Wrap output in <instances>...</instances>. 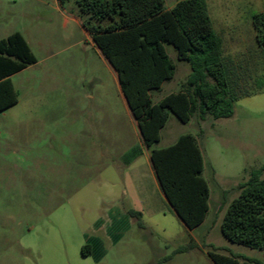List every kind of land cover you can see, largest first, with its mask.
<instances>
[{
    "label": "rangeland",
    "instance_id": "1",
    "mask_svg": "<svg viewBox=\"0 0 264 264\" xmlns=\"http://www.w3.org/2000/svg\"><path fill=\"white\" fill-rule=\"evenodd\" d=\"M177 1L165 0L166 7ZM206 2L232 82L252 90L264 75L252 22L264 13V0ZM71 8L73 1L0 0V40L21 33L37 59L11 77L18 103L0 112V264H213V249L264 264V250L230 242L221 232L239 185L255 170L264 179V92L240 97L230 118L195 115L184 124L170 114L153 146L167 148L186 134L198 140L211 210L193 231L196 248L174 253L191 237L148 174L141 185L150 205L140 194L146 229L129 217L115 230L116 162L138 150V131L116 73L82 25L70 20ZM165 47L175 71L152 92L153 102L180 92L191 73L175 48Z\"/></svg>",
    "mask_w": 264,
    "mask_h": 264
},
{
    "label": "trees",
    "instance_id": "2",
    "mask_svg": "<svg viewBox=\"0 0 264 264\" xmlns=\"http://www.w3.org/2000/svg\"><path fill=\"white\" fill-rule=\"evenodd\" d=\"M73 1L91 39L116 73L128 109L137 121L160 189L173 212L189 230L200 227L210 209V188L203 176L204 160L197 138L182 135L172 146L154 149L169 115L189 123L230 118L242 96L264 92V75L252 90H239L230 77L222 40L217 35L206 0H178L167 9L165 0H60ZM256 43L264 58V13L252 16ZM172 45L191 73L178 93L157 103L152 92L170 80L175 64L165 45ZM24 36L15 32L0 40V112L18 103L11 77L36 64ZM238 87V86H237ZM261 170L239 185L240 194L224 214L221 232L230 242L264 250V179ZM145 229L142 213L129 211ZM198 245L193 238L174 253ZM84 249H91L87 244ZM213 264H258L251 259L209 251Z\"/></svg>",
    "mask_w": 264,
    "mask_h": 264
},
{
    "label": "crops",
    "instance_id": "3",
    "mask_svg": "<svg viewBox=\"0 0 264 264\" xmlns=\"http://www.w3.org/2000/svg\"><path fill=\"white\" fill-rule=\"evenodd\" d=\"M55 3L59 4V5H64L63 3H61L60 0H55ZM171 8L172 7H167V9H171ZM71 12L72 13L70 16V20L74 21L77 24L82 25V27L84 28L83 21H82L81 16L79 15V11H78L77 6H76V8H71ZM85 31L89 35V37L91 38L88 31L86 29H85ZM161 99H162V97L159 98L154 103H157ZM130 115H131V117H132V119L136 125V130L138 131V134H137L138 150L135 153L133 152L131 156H129L128 153L127 154H121L119 156L120 158L124 157V156H128V157L123 162H121L120 159H119V161L116 162V169L121 174V180L120 179H119L120 181L118 180V184H119L118 190H119V195H120L116 199L118 202V204H117L118 207L116 209V213H111V217H112V221H113L114 226H115V230L119 229L120 227L123 228L124 224H126L128 222L129 217H131L129 215L130 210H134L136 212L142 213V217H143L145 207H144L143 203L141 202L140 194L146 196V198H147L146 203H147V205H150L149 201H148V199H149L148 198V190L146 191L144 189V187L141 185V182L144 181L146 174L151 176L152 182L155 185L157 184L158 188L160 189L155 171H154L152 163H151L150 149L144 144L143 138H142L141 133L139 131L137 121L133 118L132 114H130ZM133 150H134V148H133ZM160 192L162 194V199H163L164 203L173 212L171 206L167 202V200H166L165 196L163 195L161 189H160ZM210 210L211 209H209L207 218L210 215ZM173 213L175 214V212H173ZM207 218L205 219L204 223L201 226H203L206 223ZM145 229H146V227H145ZM193 231L194 230H192V231L188 230L190 237L193 238L194 241H196V239L194 237H192V235L194 233ZM121 234L122 233H120L118 235H121Z\"/></svg>",
    "mask_w": 264,
    "mask_h": 264
}]
</instances>
